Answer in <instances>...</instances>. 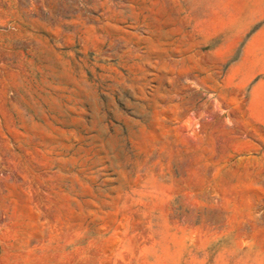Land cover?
Masks as SVG:
<instances>
[{
  "label": "rangeland",
  "instance_id": "obj_1",
  "mask_svg": "<svg viewBox=\"0 0 264 264\" xmlns=\"http://www.w3.org/2000/svg\"><path fill=\"white\" fill-rule=\"evenodd\" d=\"M0 264H264V0H0Z\"/></svg>",
  "mask_w": 264,
  "mask_h": 264
}]
</instances>
